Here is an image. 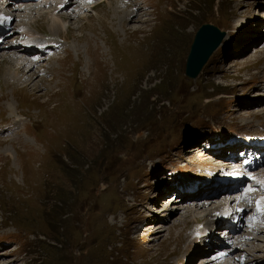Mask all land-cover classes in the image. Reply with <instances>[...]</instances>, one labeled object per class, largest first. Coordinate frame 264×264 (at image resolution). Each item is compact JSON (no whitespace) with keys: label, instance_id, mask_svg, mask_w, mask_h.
Segmentation results:
<instances>
[{"label":"rangeland","instance_id":"rangeland-1","mask_svg":"<svg viewBox=\"0 0 264 264\" xmlns=\"http://www.w3.org/2000/svg\"><path fill=\"white\" fill-rule=\"evenodd\" d=\"M131 1L140 21L116 15L115 0L84 12L87 3L73 2L55 11L65 28L53 30L47 15L59 2L24 11L19 6L29 2L0 0V8L19 4L11 8L18 23L0 45V133L12 128L0 135V240L18 238L1 264H264V226L241 229L223 247L232 232L218 224L234 215L225 210L237 207L236 198L242 203V189H225L218 204L203 207L211 190L183 193L175 185L186 176L203 179L201 169L215 175L218 169L207 167L245 147L221 150L214 160L202 149L206 137L221 141L219 134L238 123L262 132L264 94L256 92L264 91V6L259 0ZM206 22L230 39L190 79L186 60ZM16 25L70 42L71 50L42 64L47 73L37 72L36 87H25L23 72L16 75L24 62L15 61L26 53V44L12 45L26 37ZM192 137L202 140L186 146ZM205 226H215V237L190 254Z\"/></svg>","mask_w":264,"mask_h":264},{"label":"bare ground","instance_id":"bare-ground-1","mask_svg":"<svg viewBox=\"0 0 264 264\" xmlns=\"http://www.w3.org/2000/svg\"><path fill=\"white\" fill-rule=\"evenodd\" d=\"M8 1V3L9 2H12V1H10V0H7ZM54 1H56V0H54ZM59 1V0H58ZM66 0H64V1H59V3L57 4V7L55 8V9H53L51 12V14L49 13L47 16H49L50 17V19L52 20V27H51V29H53V30H55V28H57V29H59L60 30V28H62L63 30H64V28H65V26H64V23H63V21H62V19L61 18H57V13H55V11L57 10V9H60V10H67L68 9V7L73 3V1H68V2H65ZM100 2H102V0H99ZM43 1H41V3H42ZM100 2H98L97 4H99ZM1 3V2H0ZM44 3V2H43ZM3 4H5L4 2H3ZM10 4V3H9ZM97 4L95 5V7L97 6ZM87 5V4H86ZM81 7V6H80ZM95 7H94V9H95ZM1 9V8H0ZM76 9V8H75ZM41 10V9H40ZM45 10V9H44ZM77 10V9H76ZM43 11V10H42ZM49 12V11H48ZM95 12V11H94ZM114 12H115V14L116 15H118V11H116V10H114ZM123 12V15H122V17L123 18H125L124 17V12L125 11H122ZM133 13V11L131 12V14ZM115 14L113 15V16H115ZM120 14V13H119ZM83 15H85V14H83ZM129 15H130V13L129 12H127L126 13V22L127 23H129V22H131V21H133V20H136V21H140L139 20V18H137V17H135V16H131V17H129ZM140 15V14H139ZM85 16H87V15H85ZM85 16H83V17H85ZM139 17H141V16H139ZM262 17V16H261ZM0 18L1 19H3V18H5L3 15H1L0 14ZM86 18V17H85ZM260 21V20H259ZM145 22V21H144ZM54 23H56V24H54ZM133 25V24H132ZM203 25H205V23L204 24H202L201 26H203ZM238 25L240 26L241 25V23L239 22L238 23ZM254 25V24H253ZM253 25H251L250 26V33H253V35L254 34H256L257 32H258V30H254V28L252 29V27H254ZM260 25V24H259ZM200 26V27H201ZM246 26V25H245ZM244 26V27H245ZM200 27H199V29H200ZM142 29V28H141ZM145 29V28H144ZM199 29L196 31V33H195V36H194V39L193 40H196V38H197V34H198V32H199ZM246 30V29H245ZM248 30V29H247ZM246 30V31H247ZM33 31L30 29V28H27V33H32ZM249 33V32H248ZM27 36H33L32 34H28ZM6 44H7V42H6ZM27 44V43H26ZM28 44H30V43H28ZM7 47V46H6ZM25 52V51H24ZM25 54V56H22V57H20L18 60H16L15 62H19V63H22V62H24V63H22L21 65H19V68H21L20 69V72H18L16 75L18 76V74H20L21 72H23L24 73V75L23 76H27V77H29L28 78V80H26L25 82H26V84H25V87H30V86H32V84L35 86L36 84H34V81L36 80V82L38 81V75H37V72H41V69L37 66L38 65V63H39V61H36V62H34L33 60H28V57L30 56V54L31 53H24ZM9 55H7L6 57H8ZM38 69H39V71H38ZM61 69V68H60ZM59 69V70H60ZM16 71H14V73H15ZM58 73H59V71H58ZM45 78V77H44ZM42 79H39V82L41 81ZM27 83L29 84V85H27ZM39 84V83H38ZM36 87V86H35ZM34 89V88H33ZM257 94H264V91H261V88H260V90H258L257 92H256V95ZM250 116H252V115H250ZM195 148H198V146H196ZM240 153H238V154H241V153H243L245 156H250V157H254V156H256V155H260L261 153H264V149H258V148H256V147H250V146H245V147H242V148H240ZM201 153V152H200ZM203 153V152H202ZM217 153H219V151L217 152ZM225 157V156H224ZM227 157V156H226ZM238 157H239V155H238ZM241 157V156H240ZM250 157H248V158H250ZM241 159H242V161H243V157H241ZM252 160H254V159H252ZM217 161H220L222 164L221 165H224V164H229L230 165V163H232V161L229 163V161H223V160H221L220 159V157L217 159ZM181 165L182 166H186L185 165V161H183V162H181ZM195 166V165H194ZM225 169H229L230 167H224ZM220 170H218V172L215 174V175H212V176H209L208 174H206V177H205V179H210V180H221L222 179V177H220ZM218 174V175H217ZM165 175H167V172H164V176H163V178H166L165 177ZM217 175V176H216ZM162 177V176H161ZM160 177V178H161ZM190 178V177H189ZM237 181V179L236 180H232L230 183H229V185H227V187L228 186H231L233 183H235ZM205 182V181H204ZM210 184H213V183H207V185H210ZM224 186L225 185H222V184H220V187L219 188H213L211 191H208L207 193H206V197H204V199H205V201L203 202V203H201L202 205H203V207L204 206H209L208 204H213V203H219V201H218V199H216L217 198V196H218V193H220V192H223V191H221L220 189H224ZM234 190V189H233ZM229 193V191L228 192H226V194H228ZM154 195V194H153ZM223 195H225V193L223 194ZM215 199V200H214ZM228 200H231V201H234V198H228ZM214 201V202H213ZM212 202V203H211ZM229 201H227V203H228ZM200 204V205H201ZM216 204V205H217ZM216 207V206H215ZM233 206H231V208H232ZM213 208V207H212ZM227 210H230V209H227ZM211 212V211H210ZM205 215V214H204ZM215 227V226H214ZM213 227V228H214ZM161 232V231H160ZM209 232V230H207V229H205L204 231H203V234L205 235L206 233H208ZM262 233H264V232H262ZM225 234V233H224ZM209 236L210 235H208L206 238H200V239H196L195 240V242H197V245L194 243V247L197 249V248H199V246H200V244L201 245H204V247H206V245H208V243H209ZM257 241H259V239L257 240ZM263 241V240H262ZM201 242V243H200ZM205 243H207L206 245H205ZM251 244V243H250ZM218 245V244H217ZM252 245V244H251ZM193 246H191V248H193ZM254 246V245H253ZM203 247V248H204ZM228 248V247H227ZM9 261V260H8ZM250 261V260H249ZM8 264H10V261L9 262H7ZM7 263H3V264H7Z\"/></svg>","mask_w":264,"mask_h":264},{"label":"water","instance_id":"water-1","mask_svg":"<svg viewBox=\"0 0 264 264\" xmlns=\"http://www.w3.org/2000/svg\"><path fill=\"white\" fill-rule=\"evenodd\" d=\"M225 31L204 25L198 32L187 58L186 74L189 78H196L213 51L222 43Z\"/></svg>","mask_w":264,"mask_h":264}]
</instances>
